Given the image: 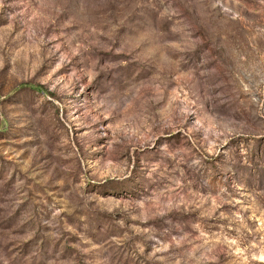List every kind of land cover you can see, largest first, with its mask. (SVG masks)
<instances>
[{"label":"rangeland","instance_id":"obj_1","mask_svg":"<svg viewBox=\"0 0 264 264\" xmlns=\"http://www.w3.org/2000/svg\"><path fill=\"white\" fill-rule=\"evenodd\" d=\"M0 264H264V0H0Z\"/></svg>","mask_w":264,"mask_h":264},{"label":"trees","instance_id":"obj_2","mask_svg":"<svg viewBox=\"0 0 264 264\" xmlns=\"http://www.w3.org/2000/svg\"><path fill=\"white\" fill-rule=\"evenodd\" d=\"M31 87H33L34 89L40 90L41 92L44 90L42 86H34V85H30Z\"/></svg>","mask_w":264,"mask_h":264}]
</instances>
